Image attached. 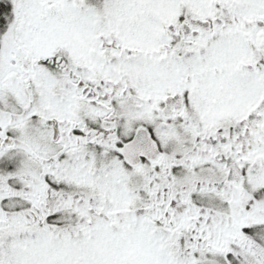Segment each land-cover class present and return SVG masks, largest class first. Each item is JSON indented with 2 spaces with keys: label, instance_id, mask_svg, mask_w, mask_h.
<instances>
[{
  "label": "snow or ice",
  "instance_id": "6c2138e0",
  "mask_svg": "<svg viewBox=\"0 0 264 264\" xmlns=\"http://www.w3.org/2000/svg\"><path fill=\"white\" fill-rule=\"evenodd\" d=\"M0 264H264V0H0Z\"/></svg>",
  "mask_w": 264,
  "mask_h": 264
}]
</instances>
